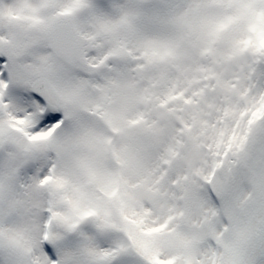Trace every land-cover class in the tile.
<instances>
[{
	"label": "snow or ice",
	"instance_id": "snow-or-ice-1",
	"mask_svg": "<svg viewBox=\"0 0 264 264\" xmlns=\"http://www.w3.org/2000/svg\"><path fill=\"white\" fill-rule=\"evenodd\" d=\"M0 264H264V0H0Z\"/></svg>",
	"mask_w": 264,
	"mask_h": 264
}]
</instances>
